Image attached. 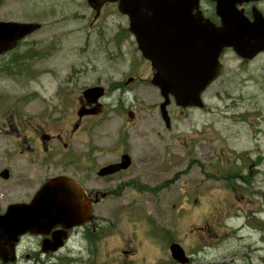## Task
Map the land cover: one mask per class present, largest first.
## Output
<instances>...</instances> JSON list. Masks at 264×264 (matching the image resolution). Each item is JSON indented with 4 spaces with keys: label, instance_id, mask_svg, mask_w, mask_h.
I'll return each instance as SVG.
<instances>
[{
    "label": "rangeland",
    "instance_id": "1",
    "mask_svg": "<svg viewBox=\"0 0 264 264\" xmlns=\"http://www.w3.org/2000/svg\"><path fill=\"white\" fill-rule=\"evenodd\" d=\"M101 12L91 25L94 10L86 0H0V20L41 23L1 56L0 94L26 103L27 93H40L42 100L25 108L34 116L57 87H70L69 78L76 93L95 82L108 93L119 83L126 93L107 98L116 104L94 119V138L130 148L129 181L141 187L126 194L124 201L131 194L135 204L128 210L113 212V202L100 207L106 219L118 220L104 228L109 247L131 239L139 244L134 263L173 264L156 255L159 240L152 233L165 231L185 247L188 264H264V53L253 62L254 79L243 81L247 73L241 71L231 83L223 76L211 84L222 93L251 92L252 123L246 114L242 121L219 110L180 113L171 100L167 128L158 111L162 98L149 82L152 68L132 35H120L127 17L115 4ZM29 52L31 63L23 57ZM234 66L225 57L224 72ZM210 103L221 104L218 98Z\"/></svg>",
    "mask_w": 264,
    "mask_h": 264
},
{
    "label": "flooded vegetation",
    "instance_id": "2",
    "mask_svg": "<svg viewBox=\"0 0 264 264\" xmlns=\"http://www.w3.org/2000/svg\"><path fill=\"white\" fill-rule=\"evenodd\" d=\"M97 2H101L100 10L92 15L91 25L99 20L106 5L117 4L116 0ZM263 2L250 0L237 7L249 19H252V8L259 10L264 17ZM200 9L205 18L215 25L220 24L214 2L200 0ZM125 32L128 30L122 28L120 35ZM9 52L1 54L0 59ZM260 54L246 58L225 47L219 56V74L213 83L223 76L231 83L241 71L247 73L243 81L254 79L253 62ZM34 56L28 53L29 63ZM225 57H231L235 62L234 68L226 72ZM67 80L70 87H57L52 96L32 113L35 117L26 115L25 108L34 99L42 100L40 93H27L26 103L22 101L23 97L0 94V108L2 104L4 106L0 111V215L9 207L12 209L10 219L0 217V264H136L135 260L140 259L139 244L127 239L109 247L105 239L108 233L104 228L116 226L118 220L106 219L100 213L108 202L116 206L113 212L135 206L131 204V194L124 201L130 187L138 185L129 181L132 159L125 168L100 173L101 168L118 163L123 154L130 155V148L111 140L99 144L94 138L97 132L94 119L116 104L107 98L113 91L118 92L115 96H122L126 91L117 83L112 92L107 93L103 87V96L93 99L82 92L87 86L76 93L71 78ZM211 84L202 94V107L176 105L178 111L201 110L210 114L219 110L236 113L242 121L246 114L251 122L250 118L255 114L251 110L254 98L251 92L222 93L211 88ZM98 85L95 82L91 86ZM215 98L221 104H211L210 100ZM222 101H225L223 105ZM81 134H89V138L82 140ZM110 153L113 155L108 156ZM54 178H61L57 187L67 193V198L61 199L63 204H57L59 210L65 208L70 212L65 219H51L49 193L40 194L41 187ZM164 232L152 233L159 240L156 241L159 245L157 257L166 256L173 264H179L172 260L169 251L171 243H178L188 256L186 264L190 263L191 257L185 247Z\"/></svg>",
    "mask_w": 264,
    "mask_h": 264
},
{
    "label": "water",
    "instance_id": "3",
    "mask_svg": "<svg viewBox=\"0 0 264 264\" xmlns=\"http://www.w3.org/2000/svg\"><path fill=\"white\" fill-rule=\"evenodd\" d=\"M211 1L215 3V12L220 18L219 26L202 17L199 0H117V9L127 16L128 29L138 50L154 70L150 83L159 89L163 98L159 107L166 126H169L166 106L171 97L181 107L202 106L200 94L219 72L218 57L223 47L231 46L243 57L264 51L263 17L253 9L250 21L235 7V4L249 0ZM87 3L98 13L100 2L87 0ZM39 27L37 22L0 20V54L12 49ZM102 93L101 87L84 91L93 99ZM129 163V156L123 155L119 163L110 164L100 172H113ZM54 182L45 184L40 193H49L50 218L64 219L62 217H68L70 212L59 210L57 204H63L61 199L67 198V193L59 190ZM11 214L9 208L0 217L10 219ZM169 249L178 262L188 261L179 244L173 243Z\"/></svg>",
    "mask_w": 264,
    "mask_h": 264
},
{
    "label": "trees",
    "instance_id": "4",
    "mask_svg": "<svg viewBox=\"0 0 264 264\" xmlns=\"http://www.w3.org/2000/svg\"><path fill=\"white\" fill-rule=\"evenodd\" d=\"M24 57V56H23Z\"/></svg>",
    "mask_w": 264,
    "mask_h": 264
}]
</instances>
